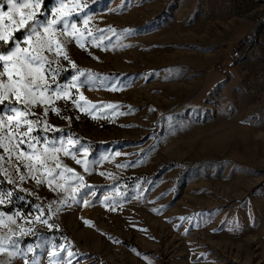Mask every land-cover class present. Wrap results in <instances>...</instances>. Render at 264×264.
Masks as SVG:
<instances>
[{
	"label": "rangeland",
	"instance_id": "obj_1",
	"mask_svg": "<svg viewBox=\"0 0 264 264\" xmlns=\"http://www.w3.org/2000/svg\"><path fill=\"white\" fill-rule=\"evenodd\" d=\"M68 6L69 60L46 54L68 95L16 130L62 150L28 159L0 130V264H49L53 245L71 264H264V0Z\"/></svg>",
	"mask_w": 264,
	"mask_h": 264
},
{
	"label": "snow or ice",
	"instance_id": "obj_2",
	"mask_svg": "<svg viewBox=\"0 0 264 264\" xmlns=\"http://www.w3.org/2000/svg\"><path fill=\"white\" fill-rule=\"evenodd\" d=\"M6 3L7 10H4V4ZM44 0H0V78L7 77V83L3 79H0V104H3L5 100H10L15 97L17 102H22L25 107L19 108L15 105L9 104L4 108L3 116H0V130H3L5 125V117H7V138L9 144L15 140V145L18 148L21 143H27L29 151H21L19 155L26 156L28 159H38L40 155L46 156L47 153H57L63 148V140H61V147H50L48 141L45 140L43 153L39 152L35 148V145L31 143L32 140H36L39 143L38 137H31L28 141L22 138H17V131L21 129L22 125L26 128L20 132V137L27 136L28 133L32 132V121L27 119L28 109L27 105H35L37 103L45 104L49 102V99L45 97L46 92H51L56 96H67L68 89L60 85L52 87V83H55L57 73L51 68L47 67L51 62L48 60L47 53L53 51V45L55 44V51L57 54H63L65 60H69L66 52L61 53V46L55 41V34L58 31L68 33L69 29L76 31L77 24L72 23L73 19V8L68 6V0H57L56 6L50 10V18L41 11ZM77 14H80V5H76ZM83 8H87L88 5L85 3ZM39 14V16H38ZM84 24H88V19H84ZM24 30L22 33V39L17 38L14 34L20 30ZM79 43V41H77ZM4 45H8L7 48ZM83 47V45H80ZM71 62V61H70ZM73 68L75 63L72 62ZM76 77H73L75 80ZM51 80L52 83L49 81ZM72 87H76L75 84ZM39 93V95H37ZM83 99V97H81ZM108 107H113L109 105ZM57 111L58 109H54ZM47 112H45V115ZM13 121L15 124L13 126ZM45 129L49 126L45 122ZM15 129V130H14ZM5 136L0 135V147H4V150L9 153L11 157V150L4 146ZM69 144L75 143L71 138L68 140ZM65 155H73L66 148L63 149ZM19 158V157H18ZM74 158V157H73ZM0 159H3L0 156ZM55 159V156L52 157ZM82 163V161H77ZM43 166V165H42ZM56 167H60L57 161ZM31 171V167H29ZM49 176L52 175L53 169H45ZM87 170V168L85 169ZM72 169L67 167L64 168V172H72ZM63 173H61L62 175ZM35 178V177H33ZM24 179L23 176L20 177ZM83 180V177H79ZM41 181L37 180V183ZM49 180V184H51ZM0 203H3V199H0ZM87 203V201H85ZM11 219V217H9ZM183 219V218H181ZM41 223L47 224V220H40ZM3 221L0 220V224ZM52 227V225H48ZM15 244V242H13ZM60 245H53L52 250L49 251V264H71V259L67 261L57 251L61 249ZM29 251L32 248L29 247ZM5 251L4 247L0 245V252ZM67 256L71 258L73 253L68 250ZM9 255H14L13 252H9ZM33 264H37L33 260Z\"/></svg>",
	"mask_w": 264,
	"mask_h": 264
},
{
	"label": "trees",
	"instance_id": "obj_3",
	"mask_svg": "<svg viewBox=\"0 0 264 264\" xmlns=\"http://www.w3.org/2000/svg\"><path fill=\"white\" fill-rule=\"evenodd\" d=\"M52 2H53V0H46L45 3H44V5H43L44 9H45V8H48V7L52 4ZM6 7H7V6H6V3H5V4H4V8H6ZM23 31H24V30H23ZM23 31H21L20 33H18L17 37H21ZM0 43H2V42H0ZM4 47L7 48L8 45H4ZM96 148H97V146L94 147L93 149L95 150Z\"/></svg>",
	"mask_w": 264,
	"mask_h": 264
}]
</instances>
